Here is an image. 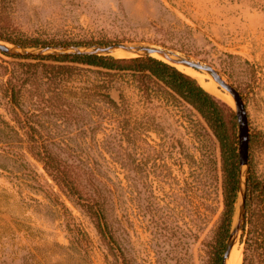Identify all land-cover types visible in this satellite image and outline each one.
Instances as JSON below:
<instances>
[{"label": "rangeland", "instance_id": "1", "mask_svg": "<svg viewBox=\"0 0 264 264\" xmlns=\"http://www.w3.org/2000/svg\"><path fill=\"white\" fill-rule=\"evenodd\" d=\"M0 33L163 49L213 76L212 66L236 87L251 140L229 244L243 255L249 167L264 178V0H0ZM0 42L10 48L0 50V264H122V253L129 264H208L224 208L223 153L205 117L182 99L142 96L128 77L39 58L105 54L111 45ZM144 55L152 56H134ZM191 76L223 103L239 141L235 98ZM44 149L78 182L92 178L103 188L117 248L79 194L46 168Z\"/></svg>", "mask_w": 264, "mask_h": 264}, {"label": "trees", "instance_id": "2", "mask_svg": "<svg viewBox=\"0 0 264 264\" xmlns=\"http://www.w3.org/2000/svg\"><path fill=\"white\" fill-rule=\"evenodd\" d=\"M2 38L21 47H53L81 45H112L111 40L54 41L41 38L21 39L8 33H0ZM59 62H71L98 68L107 75H122L130 78L146 98L169 95L182 99L192 105L205 117L221 143L223 153V212L216 227L209 250L208 264H224L225 253L232 237V227L236 203L241 189V165L239 162V141L229 133L223 118L222 104L195 77L180 70L177 66L160 58L144 55L134 57H115L97 53H68L39 57ZM105 97L111 99L109 94ZM251 140V135H250ZM51 174L79 199L95 218L101 234L108 240L110 249L117 248L108 220V197L103 188L92 178L82 179L62 167L50 149L40 151ZM240 242L244 246L243 264H264V178L258 177L249 167L244 194V214L241 225ZM122 264H129L124 253Z\"/></svg>", "mask_w": 264, "mask_h": 264}, {"label": "bare ground", "instance_id": "3", "mask_svg": "<svg viewBox=\"0 0 264 264\" xmlns=\"http://www.w3.org/2000/svg\"><path fill=\"white\" fill-rule=\"evenodd\" d=\"M125 49H126V46H114V47H110V48H103L102 50H100V52L105 53V54H110V55H113L115 57L116 56L117 57H134V55H139V54H143V53H150L154 57L158 56L160 59H162L168 63L174 64L179 69L187 72L188 74L196 76L197 78L200 79V81L205 83V86L208 89L220 92L221 95L225 99H227L231 103L232 102L234 103V98L231 94H230L231 95L230 96L228 93L221 92L219 90L220 88L218 86L220 84H219V82H217L213 78V76L211 75L210 72H208V71L199 72V71L193 69L189 64H187L185 61H183L176 54L170 53V52L163 50V49H159L157 51H151L149 49L125 51ZM207 79L209 80L208 82L206 81ZM243 167H244V169L242 172V178L244 179V177L246 176V170H245L246 166H243ZM240 209H242V205L238 204L237 209L235 211V216H234L235 221H237L239 218ZM242 260H243L242 251L239 249L237 243L230 244L228 252H227V257H226L224 264H242Z\"/></svg>", "mask_w": 264, "mask_h": 264}, {"label": "water", "instance_id": "4", "mask_svg": "<svg viewBox=\"0 0 264 264\" xmlns=\"http://www.w3.org/2000/svg\"><path fill=\"white\" fill-rule=\"evenodd\" d=\"M114 46H119V45H114ZM114 46H112V45L111 46H102V49L103 48H110V47H114ZM0 50H2L4 52H9L10 48L6 44L0 42ZM149 50L157 51L159 49L152 48ZM104 55H110V54H104ZM194 65L197 67H200V68L202 67V65H200V64L194 63ZM206 68L212 72L216 81H218L219 84L222 87H224L226 90H228L233 95V97L235 98L236 108H237L236 114H237V120H238V125H239V150H238L239 162H240L241 166H246L249 164L250 126H249L248 112H247L243 97H242L241 93L236 89V87H234L232 84H230L228 81H226L212 66H206ZM233 224H234V221H233ZM232 230H233V227H232ZM229 246H230V244L228 245L227 251L225 253L224 262H225L226 257H227V252H228Z\"/></svg>", "mask_w": 264, "mask_h": 264}]
</instances>
